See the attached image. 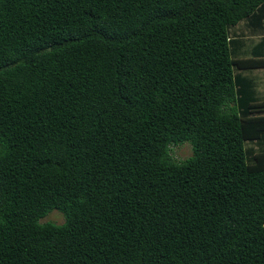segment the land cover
Instances as JSON below:
<instances>
[{"label":"trees","instance_id":"16d2710c","mask_svg":"<svg viewBox=\"0 0 264 264\" xmlns=\"http://www.w3.org/2000/svg\"><path fill=\"white\" fill-rule=\"evenodd\" d=\"M261 67L264 0H0V264H264Z\"/></svg>","mask_w":264,"mask_h":264},{"label":"rangeland","instance_id":"374dc122","mask_svg":"<svg viewBox=\"0 0 264 264\" xmlns=\"http://www.w3.org/2000/svg\"><path fill=\"white\" fill-rule=\"evenodd\" d=\"M239 49H236V51L238 52ZM245 71H246V73H249V76H251L254 79V81L256 82L255 87L258 91V94H259V92L261 94H264V67L248 68ZM245 71H244V73H245ZM171 153L174 156V158L179 159V160L188 157L192 153V148H191L190 142L184 141L183 143L172 145L171 146ZM63 219H64V216L59 210L52 209L45 216H43L40 220L41 221L52 220L54 222H62Z\"/></svg>","mask_w":264,"mask_h":264}]
</instances>
